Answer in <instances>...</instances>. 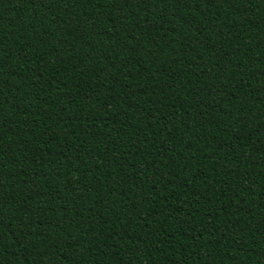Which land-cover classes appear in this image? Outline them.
<instances>
[{"label":"trees","instance_id":"1","mask_svg":"<svg viewBox=\"0 0 264 264\" xmlns=\"http://www.w3.org/2000/svg\"><path fill=\"white\" fill-rule=\"evenodd\" d=\"M0 264H264V0H0Z\"/></svg>","mask_w":264,"mask_h":264}]
</instances>
